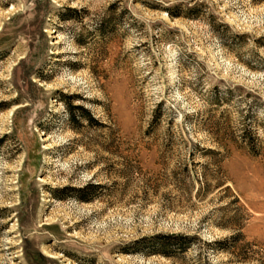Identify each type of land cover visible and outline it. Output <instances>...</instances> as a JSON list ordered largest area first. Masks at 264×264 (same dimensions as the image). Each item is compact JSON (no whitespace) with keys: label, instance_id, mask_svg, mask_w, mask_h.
Wrapping results in <instances>:
<instances>
[{"label":"rangeland","instance_id":"374dc122","mask_svg":"<svg viewBox=\"0 0 264 264\" xmlns=\"http://www.w3.org/2000/svg\"><path fill=\"white\" fill-rule=\"evenodd\" d=\"M0 264H264V0H0Z\"/></svg>","mask_w":264,"mask_h":264},{"label":"trees","instance_id":"16d2710c","mask_svg":"<svg viewBox=\"0 0 264 264\" xmlns=\"http://www.w3.org/2000/svg\"><path fill=\"white\" fill-rule=\"evenodd\" d=\"M253 2H259V1H263V0H251ZM165 12L170 16V17H176V16H185V17H195L197 15V9L196 7H189L186 8L184 10V12L178 11V9H176V6L173 7H167L164 8ZM219 27L222 28H227V26L223 23H217L216 24ZM233 36H238L236 34H232ZM90 187H94L92 186V184H86L84 185L82 188H78L76 191H84L87 188ZM74 197L82 199V200H87V198H84L82 196H79L78 194H73ZM76 195V196H75ZM156 236H151V237H145L146 239H150L153 240ZM192 236H188V235H182V234H169V235H162L161 238L164 239H169L170 241H172V243L174 244H165L166 242L160 241L157 244H137V242L139 241H135L133 244H131V246H135V248H132L131 251H140L143 253H151V254H160L162 256L165 257H171L173 254L178 253L180 251L185 250L187 247L190 246V244H186V241H189L191 239ZM145 238L141 239L140 241L146 240ZM185 242V244H181L182 242ZM156 243V242H155ZM189 243V242H188ZM140 245V248H137L136 246ZM133 246V247H134Z\"/></svg>","mask_w":264,"mask_h":264}]
</instances>
